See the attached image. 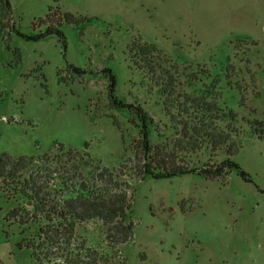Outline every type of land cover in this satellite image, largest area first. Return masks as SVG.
<instances>
[{
	"label": "rangeland",
	"instance_id": "1",
	"mask_svg": "<svg viewBox=\"0 0 264 264\" xmlns=\"http://www.w3.org/2000/svg\"><path fill=\"white\" fill-rule=\"evenodd\" d=\"M9 3L6 18L0 10V158L35 160L14 178L0 177V264H39L32 241L43 264H105L93 255L109 248L97 220L80 224L74 254L71 237H56L54 246L38 238L47 225L40 210L59 200L62 181L70 178L71 187L80 181L75 176L89 177L98 167L114 169L132 184L133 238L111 251L110 263L264 264V131H255L264 127V0ZM139 41L157 46L159 70L174 74L176 94L207 89L236 114L220 124L226 131L232 122L234 145L162 152L167 164L192 160L200 171L230 158L240 167L215 178L207 171L137 175L147 159L137 147L142 138L134 107L153 118L152 164L161 157L158 147L172 152L179 139L157 75L137 64L132 45ZM60 144L79 155L61 156Z\"/></svg>",
	"mask_w": 264,
	"mask_h": 264
},
{
	"label": "trees",
	"instance_id": "2",
	"mask_svg": "<svg viewBox=\"0 0 264 264\" xmlns=\"http://www.w3.org/2000/svg\"><path fill=\"white\" fill-rule=\"evenodd\" d=\"M9 8V0H0V10L3 17L6 18ZM67 15L71 19L74 18V15L70 13ZM132 50L137 59V64L145 65L151 73L157 75L153 79L157 86L161 87L160 91L165 96L164 106L166 114L170 118L172 128L177 131L179 137L175 144L177 146L172 148V152H166L164 149H167V147H158L156 154L161 155V157L155 159V164H152L149 161V154L153 149L150 139L152 131L150 125H153V118L141 106L134 107L133 111L140 122L139 134L140 138H142L137 147L144 155V160L147 159L142 168H137V175L144 177L145 175L153 174L155 177L160 178L172 177L188 172L207 171L212 172L210 177L215 178L226 170L232 169L235 165L240 167L239 164L232 162L230 158L222 160L221 162L206 163L203 166L204 168H200V171L197 168H192V160L189 162L190 166L189 164L188 166H181V164H171L169 166V163L167 164L165 157H162V152L173 156L175 155L174 150L188 151L191 153L200 152L206 144H210L215 150L234 145L232 142L233 136L237 133L236 128L232 122H229L227 124V130L224 131L221 129L220 124L227 122L229 116L232 117L231 119H234L236 114L233 110L227 111L221 108L217 101L211 97V94L207 93L209 91L207 89H204L201 94H176L177 86L173 80L174 74L166 68L165 71L164 69L159 70L160 64L157 61L159 49L155 44L147 42L141 43L139 41L132 45ZM76 71L79 70L76 69ZM109 76L113 86L115 84V77L112 72H110ZM115 123L119 125L117 120ZM259 123L261 122L255 121L256 125ZM255 131H264V127L260 126L255 128ZM159 135L163 134L160 133ZM58 150L61 156L71 155L75 158L79 155L77 150L66 148L63 144L58 146ZM34 160V156H21L14 159L4 154L0 158V177H4L8 173L10 177L14 178L15 172L28 170L34 166ZM215 163L217 164L215 165ZM214 165L215 167L213 168ZM73 167H75L73 168L75 175L77 166L74 165ZM98 168V172H90L88 174L89 177L75 176V180L80 181L77 184L72 183L71 187L68 184L71 180L70 178H68L67 182L62 181L59 200L52 205L44 204L43 209L40 210L44 214L47 225L39 228L38 238L40 239L43 236L42 242L44 244L49 242L54 246L57 242L56 237L58 240L62 239V236L67 238L71 237L72 246V240L76 238L80 224L97 220L102 223L106 230L107 247L110 249L108 248V251L104 250L102 252H99L97 249L93 255H100V258H95L96 261L100 259L105 264H113L110 263L112 257L111 251L118 246L126 245L133 238L132 184L129 182V179L127 180L123 174H118L114 169L107 167L102 169L100 167ZM240 173L245 178L248 176V173L244 170H241ZM67 186H69V189L66 190L65 187ZM35 192L41 202L44 199L46 201V198L40 196L39 191ZM18 209L11 211V217L17 218ZM19 221L22 224L25 223L22 219ZM82 242L84 243V241ZM29 246L33 248V255L37 258L39 264H43L41 257L36 252L38 248L35 241L29 242ZM83 248L82 246L79 250ZM77 249V247L74 248L72 246L71 254H74Z\"/></svg>",
	"mask_w": 264,
	"mask_h": 264
},
{
	"label": "water",
	"instance_id": "3",
	"mask_svg": "<svg viewBox=\"0 0 264 264\" xmlns=\"http://www.w3.org/2000/svg\"><path fill=\"white\" fill-rule=\"evenodd\" d=\"M33 203V200H30L27 202V205L30 207V208H34V205L32 204Z\"/></svg>",
	"mask_w": 264,
	"mask_h": 264
}]
</instances>
